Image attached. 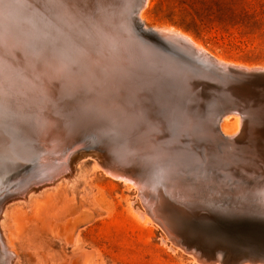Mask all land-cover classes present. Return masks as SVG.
I'll return each mask as SVG.
<instances>
[{
	"label": "bare ground",
	"instance_id": "bare-ground-1",
	"mask_svg": "<svg viewBox=\"0 0 264 264\" xmlns=\"http://www.w3.org/2000/svg\"><path fill=\"white\" fill-rule=\"evenodd\" d=\"M76 1L79 2L78 0ZM100 1L101 0H82V6H81L82 7V15H81L82 46L77 50L75 55H73L72 52L71 54L68 50L69 54H66L68 55L66 57L65 52L63 54L60 51L59 53L57 52L56 54L58 56L57 59L56 57L54 59L50 57L53 54L50 55L49 53H46V51L48 52L47 47L48 48L49 46L51 47L53 43L51 45L48 44L49 46L46 47L45 45L47 44V41L45 43V41L40 38L39 40H34V37H37L38 34L34 32L33 26L30 27L31 23L35 24L34 21L32 20V14L25 15L21 11V8L24 10L25 8H27L29 11L33 12L32 7H36L33 5H37L38 0H0V64H1L0 70L6 67L7 68L5 72L6 75L7 74L9 75L11 72L13 74V76L11 77H6V75L4 77V74L0 73V85H1L0 90L2 91L1 92L2 95H0V105L3 106V104L6 105L9 104L12 109L14 108V116L15 115L16 117L19 116L17 118L21 117L20 120L21 122L26 121L24 118H26V116L31 111L33 112L32 117L34 118L32 119L35 121L34 128L33 129L31 128L33 130L31 131L32 133L30 132L28 134L27 132L29 130L25 128V130L22 131L23 134L20 135L21 137L20 139H17L16 137H14V135L11 136L12 146L21 154L24 161L32 160V163L24 164L23 163L24 161L20 159L17 158L12 159V163H14L15 166L23 167L21 171L25 170L26 172L24 174L25 176L23 175L24 177L21 178L20 181L14 186L15 189L18 190V193L14 198L19 199L20 197L21 199L23 198L24 200L29 199L30 198L29 193L34 190L36 191L37 190L36 187H38V185L39 187L41 186L44 187V185L52 186V185H58L59 182H65L70 192L73 193H78L80 191L82 192V188L80 185L81 181L79 178L82 175V173L79 172L80 173L79 174L75 172L74 164L77 161V159H79L80 157L86 155H93L95 157L93 163L95 164L96 167L101 168L105 172L106 176H110L114 180L121 182L128 188L133 189L135 191L136 197L138 198L137 199L138 206L134 208L136 210L137 217L144 220L145 222H148L149 224H153V225L158 224L160 227H162L161 229L165 231V233L167 234L166 236L170 238L169 240H171L173 244L177 243V246H180V244H184L189 249L193 247L194 245L193 243H191L189 240L184 239V232L186 231L187 227L189 226L192 228H195L196 226L210 227V225H207L201 219L193 220L190 217H188L191 215L188 214V212H186L185 209L178 206L177 205L178 203L184 206L186 205L187 208L193 211L192 213H197L198 211L201 210H205V211L209 210L211 212H215L221 215L229 214V215H240V216L244 215L246 217H251V216H257L260 218L264 217L263 116L261 115L262 118L259 117V119H261L259 123H257L259 120L258 118H257L258 120H255L257 121L256 124H258V126L261 124L260 127H257L256 125L251 126V124L250 126H248L249 125L248 120L250 119L251 122L253 119L252 117L251 118L248 117L249 119L246 118V120H244L245 118L243 116L244 112H247L249 115L250 114L253 115L254 110L257 108V106L255 109H252L253 110L252 111L251 108L249 107L250 103L245 100L244 102L245 103L248 102L249 105L247 107L240 108L239 102L238 105L237 102L233 100V98H229V97H227L228 99H226V101H223L224 100L223 96H222L223 99L222 101L224 102V105L219 107L215 105L217 103L213 105L211 104L212 107H214V105L217 106V109L216 107H214L213 108L214 111H213L211 110L212 108L211 109L209 108L211 111L208 110L210 113L207 112L206 115L199 114L197 109L194 106H192L194 104L193 102H195L194 99L198 97L194 95L196 91V90L194 91L195 85L198 80L201 79V81L202 80L215 81L221 84L220 88L223 91L231 92L237 89V86L239 84L242 85L245 83L244 85L246 87V84L249 83L250 80H255V81L256 79L263 80L264 65L258 64V66H254V65H245L236 62H229L225 58L213 54L202 43L198 42L192 36L188 35L187 33L183 32L180 29H177L173 26L156 27L154 25L148 24V22L144 18V11L145 8H147L146 6L148 5L149 0L145 1V4L142 6L139 12V18L144 23L145 28H149L152 30L153 34H157L160 37H164L168 40L177 42L185 48H191L193 50H196L197 52V53L195 52L197 55L196 59L198 61L190 63L188 65L189 67L181 68L180 66L176 65L175 61H173L175 63L174 64L172 60L169 59L163 60L162 62L161 61L158 62L152 58L141 56L140 52H137L134 47L128 45V42L125 40L123 34L116 32V30L113 27L111 29V27H104L99 25L101 23L100 20L98 19L100 15L99 13H101L102 11V9H99ZM119 1L121 0H114L113 3L119 4ZM48 2L50 3V1ZM74 2L75 1H73V3ZM45 5L48 7V4ZM57 7L55 9V13ZM61 7L64 8V6L62 5ZM51 8L52 7H50L49 9ZM53 8H55V5L53 6ZM93 8L97 10L96 14L93 13L95 15H93L91 12ZM39 10H42V8ZM53 10L50 11L53 12ZM59 10H61V8ZM65 10L68 11V9ZM67 11H65V13H67ZM74 11H76V9L73 10L72 13H74ZM9 12H10L9 14L10 17L8 15ZM60 13H62V11H60ZM56 14L55 16L58 17ZM68 14L70 13H67V15ZM73 15L76 14L74 13ZM76 16L79 17L78 13ZM60 18L61 17L57 18L56 22H58V19ZM23 21L24 23H26L25 25L27 28L24 27V24L22 23ZM63 21L61 20V23ZM70 21H73V18ZM38 25H40V23ZM53 29H55V27ZM115 33L117 34V36L115 35ZM50 34L53 35L52 33ZM57 43L59 42L57 41ZM57 47H59V45ZM124 47L126 48L127 54L129 55L128 61H124L122 58V55L124 54V49H123ZM106 49H109V51L106 52ZM102 59L107 61L110 66L111 65L114 67L122 66L124 67V69L125 68L129 69L131 73L138 75L140 77L139 80L135 79L136 76L135 78L133 76L135 80L133 84L136 87L138 86V88L134 89L135 87L133 88L132 84L130 86L128 84V81H126L129 87H132L128 89L129 90L133 89V90L131 91L130 94L127 91L129 95L126 94L127 98H124L125 101L121 100L118 97L121 102L122 101L125 102L124 104H126L127 102V105L123 106V104L119 102L120 104H122V107L118 108L120 109L119 111L120 117L118 120L116 119L117 121L113 120L115 118H112L113 121L110 122L113 124V126L114 125L116 126V128L113 127L114 129L111 128L112 130L110 129V131H108L107 134L109 142L111 143L109 142L107 143V141H105L106 138L104 139L102 137L103 136L102 134L100 135V133H97V137L93 138V140L96 139L97 141L96 145H94L93 148L94 150L89 148L88 150L84 149V151L77 152L76 148L81 145L83 146L85 142L82 141L81 143L80 140H76L75 142L70 143L68 145L67 143L70 141L71 135L68 134L69 136L66 137H64L63 134H62L63 136L61 135V132L64 133L65 129L62 131L60 127L61 132L58 130L59 128L57 127L58 125L57 122L59 120V117H56L58 120L54 119V117L53 118L50 117V115L48 114L49 106L47 107V105L49 102H51L52 105L55 104L54 102H56L57 100L54 101L53 98L54 95L55 97H59V95L56 96V94L54 93L56 91L55 88L57 86L55 82L58 81L62 84L64 82L65 84V82L72 80L70 71L71 72L74 71L72 70L74 69V64L78 67L82 66V72L79 73L81 74L80 77H82L81 78L82 87L83 88L89 87L90 89V87L93 86L98 80V72L100 73V71L97 64L99 63V60ZM143 62L147 63L149 67H153L155 71L159 70L158 68L162 67L161 70L162 72H165V74L172 73L175 74V77L178 76L177 79L175 78L176 80H173V82H171L172 85H175L177 87L175 89H171L170 91L169 88L166 86L164 90H161L163 89V86L160 85V87L157 90H154L151 93L145 92L143 86H141L142 84L141 82L144 83V81H147L146 83H148L150 82V79L148 80L147 79L148 77L144 78V74L140 72L139 68L133 71L135 68L132 66L133 64H138L136 66L140 67L142 65H145ZM48 64H51L52 66L51 67L47 66ZM209 64H211L213 69L209 67L210 66ZM79 74L77 73V75ZM105 76L107 75L103 74V76H101L102 79ZM163 78L165 77H160V80ZM99 80L101 81V78ZM107 80L110 79L108 78ZM114 80H116V78ZM114 80L112 81V83H114ZM122 81L124 82V80ZM126 82L124 83V85L126 84ZM60 83H58V87L60 85L61 88L59 90L64 91V88L66 86L62 89L63 86ZM97 83L99 84V82ZM105 83L104 84L106 86L107 85L109 86L108 82ZM112 83H110V85ZM158 84L159 81L156 82V84L154 83L155 86H157ZM112 85H114L113 91H117L115 89H118L119 86L118 88H115L116 81ZM257 88L259 89V86H257ZM151 89L153 90L154 88ZM74 90L77 91L76 88H74ZM63 91H61L60 93H62ZM67 91L70 92L71 88L70 90ZM93 91H92L93 94H97L96 93L97 89L95 93ZM113 91L111 89L110 93L109 91L107 92L111 94ZM71 92H73V90ZM101 92H103V90ZM235 92L236 90L233 92V94H235ZM103 93H105V91ZM108 93L105 95L102 94L105 97H107L106 100L109 98ZM239 93L241 94L240 91ZM239 93H236L237 95H234V98L238 97ZM75 94L77 95V93ZM173 94H177L175 97L176 100L181 97L182 99L184 98L183 100L181 99L182 100L181 106L183 107L179 106L180 107V108L178 107L179 110L177 108L174 109L175 107V105L173 104L174 101H171L172 100L171 98L173 97L170 98V96H172ZM98 95L101 94L98 93L97 96ZM102 95L101 97H103ZM123 95H125V93ZM66 96H68V94ZM66 96L64 95V97ZM92 96L94 97V95ZM110 96L114 98L113 94ZM116 96L115 98L118 99ZM248 97L250 98L249 95H247V98ZM61 98L63 99V97ZM84 98L83 99L81 98V100H84ZM91 98H89L90 101L88 99L87 100L89 102L92 101V103L94 104L95 102H97V104L100 103L97 101L99 100L98 98L94 99V102ZM219 99L221 100V98ZM165 100H169V102H166ZM188 100H193V102L189 101V104L193 103L192 105L190 104L191 106L188 105ZM248 100L251 101V98ZM58 101H60V99H58ZM73 101L75 103L74 99ZM108 101L111 100H107V102L105 103L103 100L102 104L103 103L104 105L106 103L108 104ZM238 101H240V99ZM67 102L65 100V103ZM70 102L72 103L71 100ZM223 102L220 103L223 104ZM116 103L118 102H115V106ZM58 104L56 105V107H54V109L55 108L57 109L58 106L61 107L60 104L59 105ZM97 104H95L94 107L97 106ZM261 104L262 103H260L259 105ZM199 105L200 104H198V106ZM256 105H258V103ZM248 107L250 108L248 109L250 111L245 110V108ZM76 108L78 107L75 106L74 108L75 111H78L76 110ZM106 108L105 110L108 111V109ZM109 108H111V110L117 109L112 107ZM54 109L52 108L53 111H56ZM101 109L102 108H100L99 110L100 112ZM71 110L68 109L69 112ZM262 110L263 111L261 112L264 113V109ZM255 112L257 111L255 110ZM55 113L57 114V112ZM107 113H110V111H108ZM107 113L106 116L108 115ZM113 113L112 115L114 116ZM66 115L70 116L69 114ZM76 116H78V114ZM76 116H74V118ZM118 116L119 115L117 114V117ZM254 117L256 116L254 115ZM32 119L28 118V120H30L28 122H31ZM110 119L108 120L110 121ZM28 122L26 123L28 124ZM251 123L254 124L255 122L253 121ZM27 126L29 127V125ZM64 126L62 128H64ZM2 128L4 129V127ZM10 128L11 127H9V129ZM19 128L20 127L18 126V129ZM67 128L68 127H66V129ZM27 135L29 136L32 135L30 138H32L33 141L36 142V147L39 148L38 150L36 149L37 152H35L36 150L33 151L34 149L29 145L28 140L25 139ZM16 141L17 142L19 141L21 146L18 145L19 143H17ZM66 141L67 143H65ZM5 145H6L5 139L0 134V149L4 148V150L8 151L9 149H6ZM95 146L98 148L100 152L97 151V148L95 149ZM21 149L23 151H19ZM8 155L9 157H13L10 155V151H8ZM6 191H10V190L8 188H4L3 190L0 191V219L3 220L4 218H6L7 215L6 214L7 212L6 208H8L6 207L7 201L10 199H13L12 201H14V198L9 199L8 197L9 195L4 196V193ZM142 204L144 207L142 206ZM13 217L14 216H12V218ZM71 220L69 219L68 222H70ZM72 222H74V220ZM221 223L228 226L225 227L223 230H229V231H234V229H237V227L248 226L247 224L228 222L226 220L225 221L221 220ZM3 225L2 223H0V243L3 248V256H2L3 263L1 264H16L19 256H18V252L15 249L14 242L12 241L13 236L9 237V235L5 231L6 228H4ZM14 225H16L15 222ZM80 225L81 224H79V226L76 225L75 226L72 225L73 227L71 226L72 235L74 236L73 237L74 243L73 241L72 243L74 244V246L80 244V238H79ZM71 227L69 228V230H71ZM251 227H261V226H251ZM261 228H264V226H262ZM215 229H218V227L215 226ZM11 232L14 233V229L13 231L11 230ZM11 232L8 233L10 234ZM249 233L258 234V233H264V231L253 230L250 231ZM173 234L174 236L179 235V237L182 238V242L179 241V239H177L178 237L175 238ZM163 240L164 241L166 240L165 237H163ZM218 249H222V248H218ZM217 251L219 252L220 250ZM192 252L190 251V254ZM257 254L252 256L251 261L253 263H257L261 261V259L264 261L263 259L264 256H261L262 257L261 258L259 257L260 255ZM195 258L197 257L195 256ZM201 259L204 260L203 257ZM214 259L216 260L212 259L213 262L219 259L218 254L215 255ZM245 261L244 263L248 262ZM213 262L210 261L209 263L212 264ZM239 262L240 261L236 262V260L232 259L228 262V264H239ZM240 264H243V262H241Z\"/></svg>",
	"mask_w": 264,
	"mask_h": 264
},
{
	"label": "rangeland",
	"instance_id": "rangeland-1",
	"mask_svg": "<svg viewBox=\"0 0 264 264\" xmlns=\"http://www.w3.org/2000/svg\"><path fill=\"white\" fill-rule=\"evenodd\" d=\"M48 1H50V3ZM48 1L38 0V4L33 5L36 7H32L33 12L29 11L27 8H25V10L21 8V11L25 15L32 14V20L34 21L35 24L30 22L32 24V25L30 24V27L33 26L34 32L38 34L37 37H34V40H39L40 38L43 39L45 43L47 41V44L45 45L46 47L49 46L48 44L51 45L53 43L51 47L49 46L50 50L47 47L48 52L46 51V53H49L50 55L53 54L50 57L54 59L55 57L57 59L58 56L56 54L57 52L59 53L60 51L63 54L65 52V55L69 54V52L70 53L72 52L73 55H75L77 50L82 46V17H81L82 0H78L81 5L76 0H71L72 2L70 0H58V1L48 0ZM73 1L75 2L73 3ZM148 2L149 3L146 6L147 8H145L144 11V18L146 19L148 24L154 25L156 27L173 26L177 29H180L183 32L187 33L188 35L192 36L198 42L202 43L213 54L219 57H223L229 62H236V63H241L245 65H254V66H258V64L264 65V0H149ZM44 3L48 4V7ZM54 5L55 8H53ZM61 5L64 6V8H62ZM49 6L52 7L54 10L52 8L49 9L50 8ZM56 7H57L56 10L57 14L55 13ZM41 8L42 10H39ZM60 8L61 10H59ZM74 8L76 9L74 13L76 15L78 13L79 17L73 15L74 13L72 12L73 10H75ZM65 9H68V11ZM93 9L91 11L92 14L93 13L96 14L97 10L96 9L93 10ZM50 10L51 11L53 10V12H51ZM60 11H62V13H60ZM65 11H67V13H70L71 15L70 14L67 15ZM49 12L51 13V15ZM9 14L10 12L8 13V15ZM55 14L58 17H56ZM67 16L69 19L67 18ZM59 17L61 18L58 19V22H56L57 18ZM72 18L73 21H70ZM61 20L62 21L64 20L65 23L64 21L61 23ZM22 23L24 24V27L27 28L25 25L26 23H24V21ZM39 23L41 26L38 25ZM54 27L55 29H53ZM39 28L42 29L40 30ZM50 33H52L53 35H51ZM52 41H54L55 43ZM57 41L59 43H57ZM55 44L57 46L59 45V47H57ZM123 49H124V54L122 55V58L124 61H128L129 55L127 54L126 48L124 47ZM107 51H109V49H106V52ZM67 56L68 55H66V57ZM97 65L100 73L98 72V80L96 81V83L99 82V84L101 85H99L98 83L97 84L93 83L94 85L90 87L91 90L89 89V87L83 88L81 84L82 77H80L81 74H79L80 72H82V66L78 67L74 64V69H72L74 71L72 72L70 71L72 80L65 82V84L64 82L63 84L58 81L55 82L57 86L55 85L56 91L54 93L56 94V96L59 95V97H55L54 95L53 98L54 101L56 100L58 101V99H60V101L58 102L56 101L54 103L58 104L60 102L59 104L61 107L58 106L59 109L58 108L54 109V107H56L57 104L52 105L51 102H49L47 105V107L49 106L48 107L49 111L48 110L47 111L50 117L52 118L54 117V119H57L56 117H59V120L61 119L60 121L57 119L58 120L57 127L59 128L58 130L61 132V129L62 131L65 129L64 132L65 134L61 132V135L63 134L64 137L71 135L70 141L68 143L66 141L65 143L69 145L70 143H73L76 140H80L81 143L82 141L85 142L83 146L81 145L76 148L77 152L84 151V149L88 150L89 148L93 149L94 145H96L97 142L96 139L93 140V138L97 137V133H100V135L102 134L103 135L102 137L104 139L106 138L105 141H107V143L109 142V139L107 137L108 131H110L111 128L112 129L116 128V126L115 125L113 126V124L110 122L113 120L117 121L120 117V112H119L120 109L118 108H121L122 104L123 106L127 105V102L126 104H124L125 102H123L125 101L124 98H127L126 95L128 94L127 91L130 94L131 91L133 90V89L129 90L128 88H132V87L133 88L135 87L134 89L138 88V86L136 87L133 83L135 82L134 80L135 76H136L135 79L138 80L140 79V77L134 73H131L129 69L126 68L124 69V67L122 66L120 67L117 66L118 67L117 68L111 65L112 66L111 67L108 64V62L105 61L104 59L99 60V63ZM136 65L138 64L132 65L135 68V69L133 68L134 69L133 71L139 68L140 72L144 74V78L148 77L147 79L148 80L150 79V82L148 83H146L147 81H144V83L141 82L142 83L141 86H143L145 92L151 93L154 90H157L160 87V85L163 86V89L161 90H164L167 85L166 83L171 81L169 77L160 80L162 74H160L158 70H156L157 71L156 72L153 67H149L147 65H142L139 67ZM47 66L51 67L52 65L48 64ZM6 70H7L6 67L0 70V73L4 74V77L6 75L5 73ZM101 71L104 73H102ZM77 73L79 75H77ZM103 74L107 76L103 77L102 79L101 76H103ZM11 76H13L12 72L9 75L8 74L6 75V77H11ZM78 76L80 77V79ZM99 77L101 78V81L99 80L100 79ZM108 78L111 80V82L110 80H107ZM115 78L116 80H114ZM113 80L114 83L116 81L115 88H118L119 86L118 89H115L117 91H113L114 90V85H112L114 84L112 83ZM122 80H124V82ZM102 81L108 82L109 86L108 85L106 86L105 85L106 83ZM126 81H128V84L130 86L132 84V87H129ZM158 81L159 84L155 86L154 83L156 84V82ZM125 82L126 84L124 85ZM58 83L62 84L63 86L62 89L66 86L65 88L67 90H70L71 88V91L73 90V92L71 91L68 92L64 88V91L63 90L61 91L64 92L65 96L68 94V96L64 97L63 92L60 93L61 91L59 89L61 88L60 85L58 87ZM110 83L112 84L110 85ZM102 84L103 86L104 85L105 86L103 87ZM244 84L242 85L239 84L237 86V89H235L236 90L235 94H233L235 90L231 92H225L220 88L221 84L210 80L201 81L200 79L197 81L196 85L194 84L195 85L194 91L195 90L197 91V92L195 91L194 95L198 97H196L197 99L195 98L196 100L194 99L195 102H193V100H188V105L191 104V103L189 104V101L190 102L192 101L194 104L192 103L193 105L192 104L191 105L197 109L199 114L206 115V113L207 112L210 113L209 111L213 110L214 107H216L217 109V106L220 107L224 105L223 101H226V99H228L227 97L233 98V100L236 101L237 104L239 102L240 105L239 104L238 105L240 108L247 107L249 105L248 104L249 102L250 103L249 107L251 108V110L255 109L257 106L255 110L258 113L255 112V110L253 115L252 114L249 115L247 112H244L243 113V116L245 118L244 120H246V118L248 117L250 118L252 117L253 120L251 119L252 120L251 122L254 121L255 123L254 124L251 123L250 119L248 118L249 125L248 124L247 125L250 126L251 124V126L256 125L257 127H260L261 124L258 126V124H256L257 121L255 120H258L259 117L262 118L261 117L262 115L264 122V113L261 112L263 111L262 109H264V103H263L264 79L263 80L256 79V81L250 80L249 83L246 84V87ZM256 85L259 86V89L257 88ZM74 88H76L77 91H75ZM151 88L154 89L152 90ZM111 89L116 94L118 93L117 96L113 92L109 94L111 92ZM102 90L103 92L105 91V93L101 92ZM92 91L94 93L96 92L97 94L100 93L101 95L102 94L105 95L108 93L107 91H109L108 95L109 98L111 99L108 98L107 100H111L112 103L111 101H108L109 106L107 103L104 105V103L107 102L106 100L107 97H105L104 95H102L103 97H101V95H98L99 96L98 97L97 94H93ZM239 91L241 92V94L239 93ZM1 92L2 91L0 90V95H2ZM75 93H77V95ZM124 93L125 95H123ZM236 93H239V95L238 97L234 98V95H237ZM112 94L114 95V98L110 96ZM92 95H94V97ZM176 95L177 94H173L172 96H170V98L173 97L171 98L172 99L171 101L175 102V103L173 102V104L175 105V107L173 106L174 109L175 108L178 109L179 106L183 107L181 106V103L184 98L182 99L181 97L176 100L175 99ZM247 95L250 96L252 102L248 100L250 98L249 97L247 98ZM84 96L86 99L84 98ZM115 96L117 98L119 97L123 101L121 102L119 98L116 99ZM222 96L224 100L222 99ZM61 97H63V99ZM81 98L82 99L84 98V100H81ZM89 98H91L93 102L94 99L98 98L99 100L97 101L100 103L97 104V102H95L97 106L94 107L95 104L92 103V101L89 102L90 101ZM215 98L218 100H216ZM219 98H221V100ZM73 99L75 100V103L76 102L78 103L75 104ZM239 99L240 101H238ZM65 100L66 102L67 101L69 102L65 103ZM70 100L72 101V103L70 102ZM103 100L104 103L102 104ZM219 100L220 102H223V104L220 103ZM245 100L248 102L245 103L244 102ZM165 101L169 102V100H165ZM115 102H118L116 103V106H115ZM119 102H121L122 104H120ZM259 102L262 104L259 105L260 104ZM70 103L72 105L74 103V105L78 107L76 108V110L78 111H75L74 109L75 106L73 105L74 106L73 108V106ZM196 103L200 105L198 106V104ZM257 103L258 105H256ZM117 104L119 107L117 106ZM211 104L212 105L215 104L217 106L214 105V107H212ZM109 107L117 108V109L111 110V108ZM249 107L245 108V110L250 109ZM52 108L56 111H53ZM100 108H102L101 112L99 111ZM105 108L108 109L110 113H107L108 111L105 110ZM209 108L212 109L210 110ZM68 109L70 110L73 109L74 111L71 110L69 112ZM55 112H57V114ZM115 112L119 115L118 117ZM106 113L108 114L107 116ZM112 113L114 114V116L112 115ZM66 114H69L70 116ZM77 114L78 116H76ZM254 115L256 117H254ZM27 116H26L27 119L24 118L26 121L21 122L20 121L21 117L17 118L19 116L17 117L16 115L14 116V108L12 109L9 104L8 105L3 104V106L0 105V134L5 139V143H6L5 148L9 149L8 151H10V155L13 156V157H9L7 150H4V148L0 149L1 151L0 152V191L3 190L4 188H8L10 191H6L4 193V196L9 195L8 196L9 199L16 197L18 190L15 189L14 186L20 181L21 178L25 176L24 174L26 173L25 170L21 171L23 167L15 166L14 163H12V159L14 158L20 159L22 161H24V159L22 158L21 154L12 146L11 136L14 135V137L20 139L21 138L20 135L23 134L22 131L25 130V128L29 130L27 132L28 134L31 131H33L32 129L34 128V124H35V121L33 120L34 118L32 117L33 112L30 111V113ZM74 116H76L75 117L76 119L78 118L79 119L76 120ZM107 117L108 119L111 118L110 121L107 119ZM28 118L29 119L33 118L31 120V122L33 123L28 122L30 121L28 120ZM112 118L115 119L112 120ZM260 120L261 119H259L257 123H259ZM84 121L86 122V124ZM26 122H28V124ZM62 124L63 126L65 125L64 128H62L63 127ZM27 125H29V127ZM8 126L11 128L9 129ZM18 126L20 127L19 129ZM2 127H4V129ZM66 127H68L69 129L68 128L66 129ZM31 136L32 135L30 136L27 135L25 139L28 140L29 145L34 149L33 151H35L36 149L38 150L39 148L36 147V142H34L32 138H30ZM17 143H19V141ZM18 145H20V143ZM96 148L97 147L95 146V149ZM37 150L35 152H37ZM19 151H23V150L21 149ZM97 151H99L98 148ZM94 159L95 157L93 155H86L77 159V161L74 164L75 172L82 173V175L79 177L81 181L80 185L82 188V192L81 191L78 193L70 192L65 182H59L58 185H52V186L44 185V187L41 186L42 188L39 187L38 185L39 188L36 187L37 188L36 191L34 190L29 193L30 196L29 199L24 200L23 198L21 199L19 197V199L14 198V201H12L13 199H10L11 201L10 200L7 201L6 203V207H8L6 208L7 215L6 218H4V220L0 219V223H2V225L4 224L3 227L6 228L5 231L9 235V237L13 236L12 241L14 242L15 249L18 252V256H19L16 264H211L209 262L210 261L213 262L212 259L216 260L214 259V257L217 254L219 256V259H217V261L213 262L212 264H221V263L228 264V262L232 259L236 260V262L240 261L239 264L241 262H243V264H249V263L264 264V261L262 259L257 263H253L251 261L252 256L256 255L257 253L260 255L259 257L264 256V233H258V234L249 233L250 231L253 230L264 231V228H261L262 226H264V217L261 218L257 216L246 217L244 215L240 216V215H229V214L221 215L215 212H211L209 210L206 211L201 210L198 211L197 213H192L193 211L187 208L186 205L184 206L178 203L177 204L178 206L185 209L186 212H188V214L191 215L188 217H190L193 220L201 219L207 225H210L211 228L209 226L208 227L196 226L195 228H192L190 226L187 228L185 227L186 231L184 232V239L189 240L194 245L190 249L184 244H180V246H177V243L173 244V242L169 240L170 238L166 236L167 234L163 229H161L162 227H160L158 224H154V225L149 224L148 222H145L144 220L137 217L136 210L134 208L138 206V200H137L138 198L136 197L135 191L133 189L128 188L121 182L114 180L110 176H106L105 172L101 168L95 166V164L93 163ZM27 161L28 160H25L23 163L24 164L32 163V160L28 162ZM9 192L12 194H10ZM23 201L26 203H24ZM12 216L14 217L12 218ZM69 219L72 220L68 222ZM73 220L74 222H72ZM221 220L224 221L226 220L228 222H237L240 224H247L248 226L237 227V229H234V231L223 230L225 227L228 226L221 223ZM14 222L16 225H14ZM74 224L76 226H79V224H81L79 227L80 244L76 246H74L73 244L74 236L72 235V227L75 226ZM249 225L261 226V227H251ZM215 226H217L218 229H215ZM70 227L71 230H69ZM13 229H14V233L11 232V230L13 231ZM7 231L11 233L9 234ZM163 237H165L166 239L165 241L163 240ZM174 237L175 238L178 237L177 239H179V241L182 242V238H180L179 235ZM218 248H222L223 251L222 249H218ZM191 249L193 250V252ZM202 250H204L205 252ZM217 250L220 251L218 252ZM190 251L192 252L191 254ZM2 256H3V248L0 243V264L3 263ZM195 256L197 258H195ZM202 257L204 258V260L201 259ZM245 260L248 261L249 263L248 262L244 263Z\"/></svg>",
	"mask_w": 264,
	"mask_h": 264
},
{
	"label": "water",
	"instance_id": "water-1",
	"mask_svg": "<svg viewBox=\"0 0 264 264\" xmlns=\"http://www.w3.org/2000/svg\"><path fill=\"white\" fill-rule=\"evenodd\" d=\"M113 1H100L99 9H102V11L99 13L98 19L101 22L99 25L111 27V29L113 27L116 32L123 34L128 45L140 52L141 56L152 58L158 62L169 59L172 62L175 61L176 65L181 68L189 67L190 63L198 61L196 50L185 48L179 43L153 34L151 29L145 28L144 23L139 18V12L146 0H121L119 4H114ZM115 35L117 36L116 33ZM143 63L147 65L145 62ZM209 65L213 69L211 64ZM161 68H158V71L162 74L161 76L169 77L171 80L166 83V86L170 91L175 89L177 86L172 85L171 82L176 80L178 76L175 77V74L172 73L165 74Z\"/></svg>",
	"mask_w": 264,
	"mask_h": 264
}]
</instances>
